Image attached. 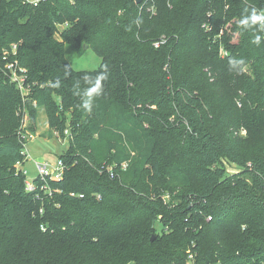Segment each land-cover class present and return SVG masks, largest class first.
Here are the masks:
<instances>
[{"label": "trees", "instance_id": "1", "mask_svg": "<svg viewBox=\"0 0 264 264\" xmlns=\"http://www.w3.org/2000/svg\"><path fill=\"white\" fill-rule=\"evenodd\" d=\"M153 1L0 0V56L16 44L29 85L23 100L0 70V264H264V30L239 23L264 0ZM85 44L93 71L68 59ZM102 64L86 113L76 92ZM40 106L70 134L59 191L36 198L16 162Z\"/></svg>", "mask_w": 264, "mask_h": 264}, {"label": "built area", "instance_id": "2", "mask_svg": "<svg viewBox=\"0 0 264 264\" xmlns=\"http://www.w3.org/2000/svg\"><path fill=\"white\" fill-rule=\"evenodd\" d=\"M23 3H29L33 6H37L40 2L46 1V0H21ZM146 8L149 11L150 15L155 14V4L153 0H147ZM170 6V4L168 3ZM144 6V4L140 7V9ZM67 23L59 24V28H63ZM202 28L204 30H209V25L204 22L202 24ZM165 42V37L162 36L159 39L155 40L153 42L154 47H159L161 43ZM17 46L16 44H12L10 49L8 51H4L2 55L0 56V70L3 72V74L6 76L8 81L12 83L15 88L19 91L21 94V97L23 100H25L26 95L29 91V85L27 83V76H26V69L22 66H20L17 62V59L15 58L16 55ZM227 52L224 49H220V55L225 56ZM27 115L24 114L21 120V125L18 130V137L21 141V154L23 155V158L27 155V142L29 140H33L35 138V134L28 129H24L25 122H27ZM63 134L65 137L69 136L70 131L68 128L64 129ZM22 161L16 162V167L21 168L22 173L25 175V170L21 167ZM128 163L126 161L120 163L118 167L116 165H107L104 166L101 165L100 170H104L107 172L108 176L110 178H114L118 175V171H125L127 169ZM35 168L37 170V175L33 179H27L25 176L24 180V187L26 192H30L34 195L36 198H41L40 193L47 194L50 196L53 191L58 192V189H53L48 185L49 181H60L63 178L64 171L66 169L65 164L60 158H57L55 161L50 160H43L41 162H35ZM116 168H118V171H116ZM70 195L74 196L75 194L73 192L70 193ZM83 194H79V197H82ZM99 197V195H98ZM169 199L168 196L165 197V200ZM40 211H42L40 209ZM186 264H196L194 260V255L192 253H189L187 256V263Z\"/></svg>", "mask_w": 264, "mask_h": 264}, {"label": "rangeland", "instance_id": "3", "mask_svg": "<svg viewBox=\"0 0 264 264\" xmlns=\"http://www.w3.org/2000/svg\"><path fill=\"white\" fill-rule=\"evenodd\" d=\"M68 59L72 67L77 71H93L101 64V58L93 49L88 47L82 50L70 49L68 51ZM244 71H247L246 67H244ZM30 125V122H25L23 127L35 134V138L27 142V155L21 165L23 170H25L27 179H33L37 175L35 162L43 160L55 161L59 154L64 153L68 145V138L61 136L57 129L48 125L43 107L37 108V115L31 128ZM240 132L241 134L246 133L243 128L240 129ZM126 153L130 154L131 159L135 156L134 149L131 147L126 150ZM126 162L128 163V161ZM229 169L232 170V168Z\"/></svg>", "mask_w": 264, "mask_h": 264}, {"label": "clouds", "instance_id": "4", "mask_svg": "<svg viewBox=\"0 0 264 264\" xmlns=\"http://www.w3.org/2000/svg\"><path fill=\"white\" fill-rule=\"evenodd\" d=\"M245 13L241 20L240 25L244 28H250L253 25H259L261 30H264V10L258 11L256 8H252L250 11L245 8ZM262 37L260 35H255L252 39V43L259 46L261 44ZM243 61L237 59H230L229 66L232 69H237L238 66L242 65ZM103 70L98 73L95 77H90L85 75L83 80L87 87L77 91L76 95L81 96V104L80 107L86 112L91 113L93 110V102L96 97H100L103 95L105 88L104 82L108 78V66L107 64H102L100 66ZM60 80L57 79L55 82H50V87L59 88Z\"/></svg>", "mask_w": 264, "mask_h": 264}, {"label": "water", "instance_id": "5", "mask_svg": "<svg viewBox=\"0 0 264 264\" xmlns=\"http://www.w3.org/2000/svg\"><path fill=\"white\" fill-rule=\"evenodd\" d=\"M86 47H87V45L85 44L84 45V48H86ZM153 238H154V236H152L150 239L153 240Z\"/></svg>", "mask_w": 264, "mask_h": 264}]
</instances>
